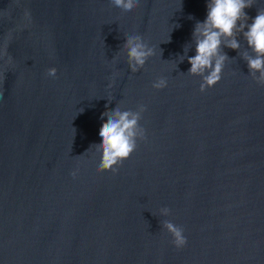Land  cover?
Listing matches in <instances>:
<instances>
[{
	"label": "water",
	"instance_id": "water-1",
	"mask_svg": "<svg viewBox=\"0 0 264 264\" xmlns=\"http://www.w3.org/2000/svg\"><path fill=\"white\" fill-rule=\"evenodd\" d=\"M206 15L207 0H140L132 13L0 0V53L7 42L12 57L0 58V264H264V87L241 35L221 81L200 91L180 56L196 54ZM132 34L155 49L137 73L123 49ZM141 104L146 139L118 174L98 172L102 114ZM165 220L184 229L183 248Z\"/></svg>",
	"mask_w": 264,
	"mask_h": 264
},
{
	"label": "clouds",
	"instance_id": "clouds-1",
	"mask_svg": "<svg viewBox=\"0 0 264 264\" xmlns=\"http://www.w3.org/2000/svg\"><path fill=\"white\" fill-rule=\"evenodd\" d=\"M110 2L123 13H132L140 6V0H110ZM253 5L254 0H207L206 19L197 21L192 32L196 54L188 56L191 48L185 45L184 54L180 56L181 62L187 58L191 65L187 73L202 78L201 92H206L221 81L226 62L229 60L224 48L240 52L241 35L247 43V49L240 54L247 64L249 75L257 84L264 87V10L258 9L254 18L249 17L246 9ZM25 15L30 16L27 12ZM7 49L8 43L5 42L0 58L6 56L8 63H11L12 57ZM123 49L132 73L143 69L149 58L155 55V49L139 34L128 35ZM116 59V57L113 58V63ZM57 72L56 67H51L46 75L56 78ZM118 75V72H113L111 78L113 82ZM167 85V79L161 77L153 82L152 87L160 90ZM111 87L112 84H109V88ZM146 110L143 104L139 105L136 111L122 110L121 107L116 106L102 114L101 119L105 122L99 131L101 142L90 147H94L95 152L100 156L98 172L110 171L118 174L124 161L137 150L138 141L146 139V130L140 124L142 114ZM78 171L79 169L73 170L71 175L75 178ZM160 211L161 215L168 216L171 210L162 208ZM163 227L172 235V242L176 248H183L187 244V237L182 227L167 220L163 222Z\"/></svg>",
	"mask_w": 264,
	"mask_h": 264
}]
</instances>
